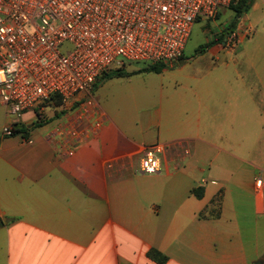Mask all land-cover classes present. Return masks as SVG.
Wrapping results in <instances>:
<instances>
[{
  "label": "crops",
  "instance_id": "crops-1",
  "mask_svg": "<svg viewBox=\"0 0 264 264\" xmlns=\"http://www.w3.org/2000/svg\"><path fill=\"white\" fill-rule=\"evenodd\" d=\"M261 53L255 43L254 79L112 77L43 107L42 125V104L24 112L27 134L0 127V264H264ZM155 143L168 146L162 169L143 173Z\"/></svg>",
  "mask_w": 264,
  "mask_h": 264
},
{
  "label": "built area",
  "instance_id": "built-area-1",
  "mask_svg": "<svg viewBox=\"0 0 264 264\" xmlns=\"http://www.w3.org/2000/svg\"><path fill=\"white\" fill-rule=\"evenodd\" d=\"M237 1L0 0V107L14 119L2 127L3 135L13 136L22 114L54 94L69 104L92 93L113 63L172 67L197 20L214 18ZM229 43L235 46V37ZM167 149L165 143L145 146L139 170L160 172ZM262 184L258 179L257 189Z\"/></svg>",
  "mask_w": 264,
  "mask_h": 264
},
{
  "label": "rangeland",
  "instance_id": "rangeland-1",
  "mask_svg": "<svg viewBox=\"0 0 264 264\" xmlns=\"http://www.w3.org/2000/svg\"><path fill=\"white\" fill-rule=\"evenodd\" d=\"M234 15V10L223 7L221 12L214 18H199L185 47L183 58L175 62L174 68L173 66L169 67L161 75H154L156 76L155 78H164L165 83L176 87L186 85L193 77L233 76L237 73L244 78L254 79V44L260 43L264 46V9L261 8L258 11H254L253 7L249 11L247 18L251 24H245L243 32L239 35L237 34V27L234 33L230 34L235 37L236 44L231 49L232 51H229L232 43H226L228 36L219 39V33L224 27L230 25ZM256 21H259V26H254ZM255 35L256 38L254 40ZM241 36H245L243 40H240ZM70 48V45H66L63 50L68 52ZM259 61L263 64L261 75L264 76L263 53L260 54ZM227 65L229 66L228 68ZM145 66L147 64L143 62H127L126 65L121 67L113 63L109 68V72L116 68L131 72ZM222 72L226 75L221 74ZM65 105L63 101L61 105H56L55 101L47 100L40 108L45 107L47 110L58 108V110L62 111ZM5 109V106L0 107V127H3V124L9 118ZM45 109L41 111L43 119L47 118ZM17 138L19 137L17 136Z\"/></svg>",
  "mask_w": 264,
  "mask_h": 264
},
{
  "label": "trees",
  "instance_id": "trees-1",
  "mask_svg": "<svg viewBox=\"0 0 264 264\" xmlns=\"http://www.w3.org/2000/svg\"><path fill=\"white\" fill-rule=\"evenodd\" d=\"M254 1L255 0H240V1H237V2H232L229 6V9L231 10H234L235 11V15H234V18L232 19L231 23L229 26H226L224 27V29L222 30L221 33H219L220 38H223V37H229V36H232L230 35L231 33L233 34L234 33V30L236 29V27L238 26V23L240 21V19L245 15L247 14L253 4H254ZM183 57H181L179 60H181ZM164 69H169L168 66H166L165 64L163 63H149L147 64V66L139 69V70H136V71H131V72H128V71H125V70H122L121 68H116L115 70H112V72H109V71H106L102 74V76L99 78L98 82L95 84V89L101 84L103 83L105 80L109 79V78H112V77H123V76H131L133 74H137V73H147V72H154V73H161L162 71H164ZM49 100H53L55 101L56 105H61L62 103V98L59 94H54L51 99ZM36 113H37V125H42V123H44L46 121V119H43V115L40 111V109H36ZM25 134H27V130H22V128H17L16 127V134L18 133H21L23 132ZM194 193L197 195V196H202V192L199 191V190H195ZM0 223H1V220H0ZM151 255H153L154 258H156L158 261L160 262H164L165 260V256H163V259L161 257H159V252L157 250H152L151 252Z\"/></svg>",
  "mask_w": 264,
  "mask_h": 264
},
{
  "label": "water",
  "instance_id": "water-1",
  "mask_svg": "<svg viewBox=\"0 0 264 264\" xmlns=\"http://www.w3.org/2000/svg\"><path fill=\"white\" fill-rule=\"evenodd\" d=\"M256 264H260V262H257Z\"/></svg>",
  "mask_w": 264,
  "mask_h": 264
}]
</instances>
